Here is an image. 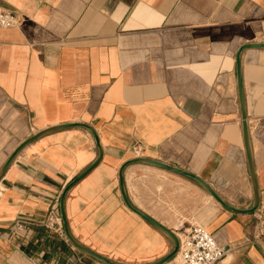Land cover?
<instances>
[{"label":"crops","instance_id":"0c3cea01","mask_svg":"<svg viewBox=\"0 0 264 264\" xmlns=\"http://www.w3.org/2000/svg\"><path fill=\"white\" fill-rule=\"evenodd\" d=\"M0 6L19 19L0 27V170L46 128L84 123L97 133L101 158L65 197L79 243L121 264H149L171 252L172 241L123 201L119 169L136 157L201 177L234 208L253 206L236 54L264 43V0ZM241 71L256 211L228 210L197 182L156 166L124 170L131 203L176 236L203 217L228 249L218 264H264V48L244 50ZM98 156L96 138L83 127L48 133L17 153L0 180V264H104L69 241L60 213L64 188ZM49 218L55 223L48 227ZM18 219L31 224L13 236Z\"/></svg>","mask_w":264,"mask_h":264},{"label":"water","instance_id":"95a60500","mask_svg":"<svg viewBox=\"0 0 264 264\" xmlns=\"http://www.w3.org/2000/svg\"><path fill=\"white\" fill-rule=\"evenodd\" d=\"M249 48H264V43H258V42H253V43H248V44H244L243 46H241L236 54V68H237V79H238V92H239V101H240V106H241V112H242V120H243V131H244V142H245V148H246V153H247V158H248V164H249V170H250V174H251V179H252V184H253V190H254V204L251 208L246 209V210H241V209H237L234 208L232 206H230L229 204H227L218 194L217 192L206 182L204 181L201 177L194 175L186 170H183L181 168H178L176 166L161 162L159 160H155V159H151V158H147V157H136V158H132L130 160H127L126 162H124L122 164V166L119 169V185H120V190H121V194H122V198L123 201L125 203V205L127 206V208H129L130 210H132L133 212H135L137 215H139L140 217H142L143 219H145L147 222H149L151 225H153L155 228H157L159 231H161L163 234H165L173 243V248L171 250V252L169 254H167L166 256H164L163 258L149 263V264H166L168 262H170L173 258H175V256L178 254L179 252V246H180V242L178 237L176 236L175 233H173L170 229H168L167 227L163 226L162 224H160L158 221H156L155 219L151 218L150 216H148L147 214H145L144 212H142L141 210H139L138 208H136L131 201L129 200L128 196H127V192L125 189V181H124V170L125 168L130 165V164H134V163H144V164H149L152 166H156L165 170H168L170 172L176 173V174H180L182 176H185L195 182H197L205 191H207L221 206H223L224 208L231 210L233 212H246V213H252L254 211H256L258 209L259 206V189H258V185H257V177H256V173H255V167L253 164V159H252V154H251V148H250V144H249V135H248V128H247V110H246V104H245V95H244V90H243V81H242V71H241V53ZM72 127H83L88 129L96 138V143H97V147H98V151H99V156L98 158L87 168L85 169L81 174H79L76 178H74L63 190L61 198H60V213H61V219L63 222V226H64V230L66 233L67 238L69 239V241L81 252L96 258L97 260L103 262L104 264H121L118 262H115L113 260H110L106 257H104L103 255H100L92 250H90L89 248L85 247L84 245H82L81 243H79L71 234L70 230H69V226L67 223V218H66V214H65V197L67 195V192L69 191V189L71 187H73L77 182H79L85 175H87L95 166L96 164L99 162L101 155H102V148L101 145L98 141V136L97 133L95 131V129L93 127H91L88 124H84V123H68V124H62V125H57V126H53V127H49L46 128L34 135H32L31 137H29L28 139H26L24 142H22L16 149L15 151L9 156L8 160L5 162V164L2 166L1 170H0V180L4 174V172L6 171V169L8 168V166L10 165V163L13 161V159L15 158V156L17 155V153L24 148L27 144L31 143L32 141L48 134L54 131H58V130H63V129H67V128H72Z\"/></svg>","mask_w":264,"mask_h":264},{"label":"built area","instance_id":"2783aa9c","mask_svg":"<svg viewBox=\"0 0 264 264\" xmlns=\"http://www.w3.org/2000/svg\"><path fill=\"white\" fill-rule=\"evenodd\" d=\"M18 23L19 19L14 11L0 6V27L12 28ZM135 150L138 153L140 148L136 147ZM48 221V227L55 223L52 218ZM30 224L25 219H18L13 225L11 235H21ZM177 237L180 242L177 255H180L182 264H218L228 252V249L219 246L212 234L201 225H192Z\"/></svg>","mask_w":264,"mask_h":264},{"label":"rangeland","instance_id":"374dc122","mask_svg":"<svg viewBox=\"0 0 264 264\" xmlns=\"http://www.w3.org/2000/svg\"><path fill=\"white\" fill-rule=\"evenodd\" d=\"M203 217H201V219L196 223V225H201V226H205V219H202ZM179 234H182V230H179V231H177ZM181 258L179 257V259H177V260H174V258L172 259L173 260V264H182V262H181V260H180Z\"/></svg>","mask_w":264,"mask_h":264},{"label":"bare ground","instance_id":"6f19581e","mask_svg":"<svg viewBox=\"0 0 264 264\" xmlns=\"http://www.w3.org/2000/svg\"><path fill=\"white\" fill-rule=\"evenodd\" d=\"M179 257H180V255H176L175 258H174V260L179 259ZM180 260H181V259H180Z\"/></svg>","mask_w":264,"mask_h":264}]
</instances>
